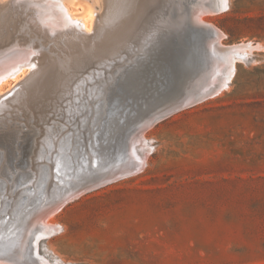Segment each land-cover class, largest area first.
<instances>
[{"label": "rangeland", "instance_id": "374dc122", "mask_svg": "<svg viewBox=\"0 0 264 264\" xmlns=\"http://www.w3.org/2000/svg\"><path fill=\"white\" fill-rule=\"evenodd\" d=\"M179 1L139 0L147 6L138 14L122 10L102 25L100 0H70L90 26L80 38L103 45L77 62L71 45L88 41L39 32L24 6L0 0L13 21L0 36L23 34L47 55L0 87V244L15 228L14 253L23 254L19 248L37 235L32 225L43 219L57 229L35 240L38 264H264V0H226L220 10L213 0ZM186 23L199 28L197 47L206 44L208 65L197 62L195 70ZM213 27L222 37L209 47ZM59 60L72 62L75 73L26 94L30 72ZM209 77L218 85L205 100L150 126L141 146L126 149L124 164L136 151L147 156L142 170L82 192L47 219L56 197L74 187L69 175L85 163L83 142L95 166L119 163L111 135L122 152L146 113L183 100L180 88L193 96ZM0 264L11 263L0 254Z\"/></svg>", "mask_w": 264, "mask_h": 264}, {"label": "bare ground", "instance_id": "6f19581e", "mask_svg": "<svg viewBox=\"0 0 264 264\" xmlns=\"http://www.w3.org/2000/svg\"><path fill=\"white\" fill-rule=\"evenodd\" d=\"M13 1H14V4H18L20 6H24L27 9V11H25L24 14L27 15L28 20L36 28L37 31L41 32V31H43V30H41V27H43V28L46 27L45 29L47 30V33L48 34L53 33V34L56 35V34L59 33L64 38H66V39L72 37L73 39H78L79 42H81L83 40L84 41H88L89 42L88 44H83L82 46L79 43H75V44H72L71 45V48L73 49L72 51H74V52H72V54H78L79 55V58L76 59L77 62L83 60L84 58H87L86 57V54L87 53H88L87 55L93 54V53H95V51H97V49H99L101 46H103L102 44H99L98 42L89 41L87 38H85V39L84 38H80V35H82L83 33L84 34H87L90 31V26L87 23V20H86L85 17H77V16H75V14L73 13L72 3L70 2V0H16V1H18V3L15 2V0H13ZM124 4L125 5H129V6H127V9H122L123 6H124ZM212 4H213V8L215 10L224 9L226 7V0H213ZM144 5L147 6V3L145 4V2H143L140 5L139 0H100V15H99V21H100V23H102V25H105L108 22L112 21V19H114L115 17H117V15L122 10L124 11L125 16L127 14H130L131 17H132L135 14H138V12L140 11V8H141L140 6L143 7ZM145 6L143 8H146ZM159 7H160V5H158V4H157V6L155 5L154 9H152L150 12H146V14H144L142 16V18L140 20V23H139V28L137 30L138 33H137V35H135L134 38H137V36L140 35L141 30L143 29V27L145 25L144 23L148 19H151V18H154L155 17V15L158 13ZM196 7H197V5H196ZM201 8H202V6H201ZM198 9L199 8L197 7L196 10H198ZM198 12H200V11H198ZM205 14H207V13H205ZM11 15H12V11H10L9 8H7L6 6H4L3 8L0 7V33L2 32V30L5 29L6 26H11L12 25V22L13 21L11 19ZM196 18H197V16H196ZM195 22H196V20H195ZM200 23H203V22H200ZM206 24H208V23H206ZM196 25H197V22H196ZM13 29L16 30V31L18 30L15 27H13ZM26 32H28V31H26ZM107 33H109V31H107ZM207 35L209 36V38H208V46L209 47L211 46L212 43H214V40H221V37H222V33L218 30V28L217 29L214 28V30L211 31V32H209V34H207ZM207 35H205V36H207ZM3 37H4L5 40L3 39ZM25 40H26V38H25V36L23 34L20 35V39L19 40L18 39H14L12 37V35H10L8 33H5V34L3 33V36H0V87L2 85H4V84H7L10 80H14L15 81L18 78L19 75L20 76L21 75H24L30 68L32 69V67L34 66V64L40 58H42L43 60H45L47 58V55L44 52L43 53L41 52V55H39L38 50H36V48L32 47L31 45H28L27 42H25ZM32 51H34V53H35V54L33 53L34 55L33 54L32 55L30 54V52L32 53ZM196 53L198 54V51ZM213 55L214 54L212 53L211 56H213ZM113 56H115V54H113ZM149 57H150V55H149ZM158 61H160V60H158ZM44 63H45V67H46V68H44V71H41V66H40V70L38 72H37V69H39V68H37L36 70H32L30 72V75L28 77H26L27 79L23 83L24 88L27 90V93L26 94H34L35 92L33 90L35 88L37 89L38 87H40V89H42L41 92H43V87H45L47 90H50L51 83H49V82H51L52 79H55V78L56 79L57 78L58 79H60V78L63 79L65 77L71 76L72 74L75 73L74 69L72 68V64H71L72 62H64L63 60H59V61H52V63L51 62H47V63L44 62ZM229 63H231V62H229ZM46 64H47V66H46ZM165 64L166 63L164 62V65ZM198 64L199 63H197V65ZM202 64H204V63H202ZM157 67H158V69H160L159 66H157ZM205 68L208 69L209 67H206L205 66ZM53 69H55V71ZM214 71L217 72L219 70L216 69V68H214ZM69 72H70V74H68ZM31 73H32V75H31ZM164 73H166V72H164ZM210 73H211V70H210ZM214 74L215 73H213V75ZM209 75L210 74L207 73V75H206L207 78H208ZM170 79H172V78H170ZM206 79H204L205 81L203 82L204 83V88L202 89L203 91L210 90V88L214 85V81H215L214 78L213 79H210V77H209L208 80H206ZM88 80H90V79H88ZM164 84H166V83L164 82ZM221 85H219V86H221ZM78 86H80V85L78 84ZM51 93H52V91H51ZM85 96L87 97V95H85ZM32 97H34V96H32ZM184 100L185 99H183L181 101H176V102L179 103V102H183ZM99 103H100V101H99ZM168 106H170V105H168ZM163 107H166V106H162L161 108H163ZM161 108H159L158 110H155V111H151V112L146 113L140 119V121L138 122V124L136 126V131H135L134 137L132 138V142H129V144L132 145V147L130 146L128 148L134 149V145L135 144L137 146H141L142 145V142H141L142 140L141 139H144L143 133H144L145 130H147L148 128H150V126H148V127L147 126H143V122L146 119H148L147 118L148 115L158 113V111ZM73 115H74V113H73ZM75 121H77V120H75ZM144 142H146V141H144ZM140 151H141V149H140ZM146 157L147 156L145 154L144 155H141V154H138L137 151H136V153H135V160H129V163H127V164H124V162L121 161L119 163H116V164H113L111 166H108L106 170L112 171V173H106L104 175L106 177V180L111 181V180H115L117 178H121L122 176H124L123 174H121L122 172H124L123 169H129L130 167L132 168L133 166L138 167V171L142 170L144 168V166H145ZM93 178H96V177H93ZM97 185L92 186V185L88 184L87 182H83L79 186H74V187H71L69 189L64 190L58 197H56V199L53 201L52 205L46 211L49 214L47 219H49L52 216L51 214H54V212H56V210L60 206L64 205L66 202L70 201L71 199H73L74 197L78 196L79 194L81 195L82 192H85V191H88V190H91V189L100 187L99 186L100 184H97ZM91 187H94V188H91ZM45 215H47V213ZM38 219H40V217ZM41 221H43V219L42 220L35 221L36 223H34L32 225L34 228H36V230L38 229V231L34 230V231H36V234L37 235H36V238L34 236L33 240H36L37 239L38 241L39 240H42L43 241V237H45V236L48 235V232L47 231H49V228H51V227L52 228L53 227L56 228L57 227L56 224H54L53 222H51L49 220H46V223L45 224L42 223ZM15 244H16V241H15ZM21 244H22V242H21ZM18 245H16V246H18ZM28 248L29 247H28V244L27 243L24 244L23 246H21L19 248V250L23 254L14 253V255H15L14 258L17 259V260H20V261L23 260V259H26L25 256L27 254L26 251L28 250ZM5 259L8 262H10L8 260V258H6V256H5ZM46 260H43L39 264H49V263L51 264L50 261L48 262ZM10 263L11 264H14L13 262H10Z\"/></svg>", "mask_w": 264, "mask_h": 264}, {"label": "water", "instance_id": "95a60500", "mask_svg": "<svg viewBox=\"0 0 264 264\" xmlns=\"http://www.w3.org/2000/svg\"><path fill=\"white\" fill-rule=\"evenodd\" d=\"M186 35L184 36L183 40H184V43L185 45L189 48V50H191L194 54V57H195V60L193 62H200L201 64L202 63H205L207 64V60H206V56H205V53H206V44L205 43H202V46L201 48L197 47V44H199V42H197L195 40V33L196 31H199V28L198 27H192L190 26L188 23H186ZM197 50H201L200 51V54H196V51ZM208 65V64H207ZM197 64H194L193 67H192V70L196 68ZM183 72V71H181ZM184 73L185 70H184ZM218 84L215 83V85H213L210 90H206V91H203L202 89H198L196 91V93L192 96H191V92L190 91H186L184 90L183 88H180V91L182 92V95L184 96V101L183 102H173L172 104H170V106H166V107H163L161 108L158 113H155V114H150L148 115V119H146L144 122H143V126H154L155 124H157L158 122L164 120L165 118L169 117L170 115L176 113V112H179L180 110L186 108V107H189L193 104H196L198 102H201L203 100H205L209 94L211 93V91H213L215 88V86H217ZM174 98V95L173 94H170V96L168 97L169 100H172ZM185 103V104H184ZM135 126H134V130H135ZM129 134V133H126V135ZM131 135V134H130ZM130 135H127L126 136V139H128V137ZM112 136V140L114 138V141L112 143V146H113V153L116 154L117 156H120V160L123 161L125 159V156H126V149H128V147H132V145H130L127 141L123 143L122 145V152H120V144L122 143L120 138H116L115 140V136L111 135ZM83 146H84V151L86 153V157H85V163L83 165H80V166H77L76 169H77V173H74V174H71L69 175V177H73V179L70 181L74 184V186H79L81 185V183L79 181H82V182H87L88 184L92 185V186H95L97 184H100L99 186L101 185H106L108 183H110L111 181L109 180H106V177L104 176L106 173H112V171H109V170H106L107 168H103V167H97L93 164L92 162V157L90 156L91 155V152L88 148V144L85 142H83ZM120 161V162H121ZM104 166V165H103ZM124 172H122L121 174H123L124 176L125 175H129V174H134L138 171V167L136 166H133L132 168L130 167L129 169H123ZM79 175H83L82 178H79ZM96 178H92V177H95ZM98 186V185H97ZM91 188H94V187H91ZM90 188V189H91ZM32 189H29L27 191V194L28 195H31L32 193ZM88 192V191H86ZM26 197L23 196L21 198V202L25 201ZM15 228H10L6 231L7 233V238L4 239L2 241V243L0 244V254L2 256V258H4V256H6V258H8V260L10 262H13L14 264H38V258H37V254L34 252L33 248L35 247V240H33V235H30L29 237V245L28 247H30V251H28V253L26 254V259H23L22 261L20 260H17L14 258V252L15 249H16V244H15V241H14V234H15ZM36 238V236H35ZM21 262V263H20Z\"/></svg>", "mask_w": 264, "mask_h": 264}]
</instances>
